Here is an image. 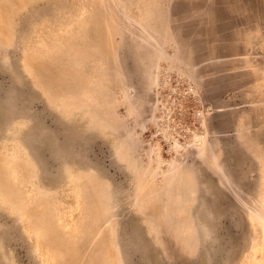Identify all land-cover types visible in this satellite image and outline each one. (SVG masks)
<instances>
[{
    "label": "rangeland",
    "instance_id": "obj_1",
    "mask_svg": "<svg viewBox=\"0 0 264 264\" xmlns=\"http://www.w3.org/2000/svg\"><path fill=\"white\" fill-rule=\"evenodd\" d=\"M0 264H264V0H0Z\"/></svg>",
    "mask_w": 264,
    "mask_h": 264
}]
</instances>
